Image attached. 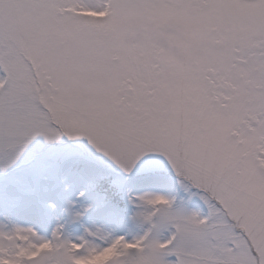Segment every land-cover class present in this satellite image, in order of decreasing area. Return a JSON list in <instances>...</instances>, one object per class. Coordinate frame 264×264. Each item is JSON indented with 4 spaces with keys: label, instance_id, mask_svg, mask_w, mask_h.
<instances>
[{
    "label": "snow or ice",
    "instance_id": "6c2138e0",
    "mask_svg": "<svg viewBox=\"0 0 264 264\" xmlns=\"http://www.w3.org/2000/svg\"><path fill=\"white\" fill-rule=\"evenodd\" d=\"M0 264H264V0H0Z\"/></svg>",
    "mask_w": 264,
    "mask_h": 264
}]
</instances>
